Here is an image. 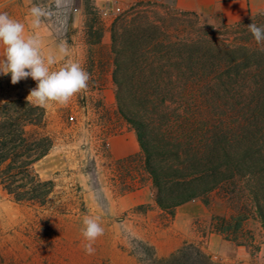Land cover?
Listing matches in <instances>:
<instances>
[{"label":"trees","instance_id":"1","mask_svg":"<svg viewBox=\"0 0 264 264\" xmlns=\"http://www.w3.org/2000/svg\"><path fill=\"white\" fill-rule=\"evenodd\" d=\"M84 6L93 75L100 64L93 49L101 46L105 25L93 0ZM189 17L201 16L150 0L135 2L111 23L117 112L141 148L140 155L119 164L141 162L157 207L170 218L195 199L211 208L214 193L233 197L247 181L264 230V45L246 27L264 25V12L234 25L223 22L222 33L210 34L193 30ZM54 144L44 107L24 97L1 103L2 194L47 207L56 185L35 166ZM245 221L243 212L230 219L214 216L211 229L249 248L242 238ZM149 249L151 264H215L196 244L186 243L163 259Z\"/></svg>","mask_w":264,"mask_h":264},{"label":"rangeland","instance_id":"2","mask_svg":"<svg viewBox=\"0 0 264 264\" xmlns=\"http://www.w3.org/2000/svg\"><path fill=\"white\" fill-rule=\"evenodd\" d=\"M73 5L76 8L77 0H73ZM70 14L65 11L59 15L60 19L64 18L56 30L62 35L60 39L74 46L75 51L53 67L59 68L65 59H72L90 72L85 29L68 27ZM119 14V11L102 14L105 34L101 46L93 49L100 64L93 70L88 89L74 95L66 106L49 103L44 107L47 131L55 144L35 169L43 179L53 180L56 185L47 207L16 203L0 190V264H151L149 248L155 247L146 238L163 235L169 226L174 227V220L155 203L152 182L145 186L153 193L151 204L122 209L121 195L135 192L143 182L151 180L140 162L119 165L109 153L112 140L131 131L118 115L111 80L110 26ZM186 20L193 30L222 33L220 17ZM34 87L36 82L31 78L13 85L10 74L0 75V104L17 97L26 98ZM238 186L233 197L217 192L212 195V208L207 209V214L191 220L194 237L209 232L212 217L230 219L243 212L247 221L242 238L250 242L252 249L258 248L254 240L260 242L264 230L253 213L248 182ZM192 201L196 208V202L201 200ZM86 215L99 216L104 228V234L93 243L92 255L85 253L86 241L81 233ZM183 228L178 223V240ZM124 255L131 259L125 260ZM262 262L258 260L257 264Z\"/></svg>","mask_w":264,"mask_h":264},{"label":"crops","instance_id":"3","mask_svg":"<svg viewBox=\"0 0 264 264\" xmlns=\"http://www.w3.org/2000/svg\"><path fill=\"white\" fill-rule=\"evenodd\" d=\"M85 1L77 0L75 8L73 0H0V13H7L11 18L25 23L27 34L34 32L40 37L42 51L45 54L52 53L57 57V61H60L64 60L65 57L60 56L58 52V45L64 42V39H60L62 35L60 36L56 30L57 26H59V21H63L64 18L63 16L60 19L59 15L62 16L63 12L70 11L71 14L67 21L68 27L71 29H85ZM93 1L103 14L117 11L118 9H126L137 1L150 0ZM162 2L168 3L180 11L195 13L201 17H220L228 25L237 24L250 15L264 12V0H162ZM33 7L39 8L42 13L39 17V26L36 29L31 28L33 17L30 14V10ZM68 47L70 53L75 51L74 46L68 45ZM2 51L3 49L0 48V53ZM109 153L112 161L117 164L140 155L141 148L134 131H128L113 139L112 143L109 144ZM137 162L139 161L137 160ZM147 183L150 185L151 181L143 182L140 189L135 192H126L121 195L120 201L124 202L122 204L123 211L153 202V193L149 188L145 187ZM192 202L190 201L176 209L174 218H171L174 220V227L169 226L163 235L146 238L155 247L156 255L160 259L169 257L182 245L192 243L200 246L210 259L217 264H257L258 260L263 261L262 264H264V232H262L263 236L260 242H257L256 239L254 240V244L258 245L255 250L252 249V246L249 248L238 246L226 240L223 235L211 229V223L209 232H204L199 237H194L190 225L191 220L206 215L207 209L212 207L208 208L202 201H198L196 202V208H193ZM178 223L184 227L182 231L180 230L181 238L179 240L177 238ZM124 259L130 260L131 258L128 255H124Z\"/></svg>","mask_w":264,"mask_h":264},{"label":"clouds","instance_id":"4","mask_svg":"<svg viewBox=\"0 0 264 264\" xmlns=\"http://www.w3.org/2000/svg\"><path fill=\"white\" fill-rule=\"evenodd\" d=\"M33 17L31 28L39 26L41 10L33 7L30 10ZM257 44L264 45V25L252 22L247 26ZM0 75L11 76L13 85L21 80L31 78L36 87L30 89L26 97L28 103L46 107L49 103L66 106L71 98L89 87L91 74L82 65L72 59H65L59 68L54 69L57 57L52 53L42 51V41L35 34L26 33V25L7 13H0ZM264 50V49H262ZM62 57L70 56L66 42L58 45ZM81 233L86 241L84 251L92 255L95 251L93 243L104 234L100 217L84 216Z\"/></svg>","mask_w":264,"mask_h":264},{"label":"built area","instance_id":"5","mask_svg":"<svg viewBox=\"0 0 264 264\" xmlns=\"http://www.w3.org/2000/svg\"><path fill=\"white\" fill-rule=\"evenodd\" d=\"M117 11L121 12V10H120V9H118Z\"/></svg>","mask_w":264,"mask_h":264}]
</instances>
